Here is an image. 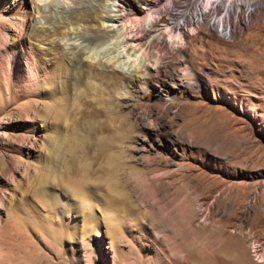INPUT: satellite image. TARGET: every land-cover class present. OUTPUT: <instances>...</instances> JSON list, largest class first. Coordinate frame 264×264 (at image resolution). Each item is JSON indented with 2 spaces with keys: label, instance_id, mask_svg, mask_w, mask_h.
Returning <instances> with one entry per match:
<instances>
[{
  "label": "rangeland",
  "instance_id": "1",
  "mask_svg": "<svg viewBox=\"0 0 264 264\" xmlns=\"http://www.w3.org/2000/svg\"><path fill=\"white\" fill-rule=\"evenodd\" d=\"M71 1L64 9L45 1L37 16L44 25L70 22L69 30L95 47L101 38L93 24L102 13L89 0ZM141 1L120 0V7L141 15ZM146 1L153 25L178 36L173 49L162 36L168 48L156 67L184 78L161 97L150 62L140 68L146 81L139 87L135 75L75 56L71 84L53 98L42 97L24 67L0 76V264H264V0H233L237 18L227 34L206 20L172 30L192 0ZM8 19L14 16L0 0V59L16 39ZM134 25L131 39H147ZM32 38L26 34L28 43ZM127 79L133 82L121 95ZM167 93L179 100L165 101ZM53 110L63 130L60 163L42 181L53 145L43 117ZM75 143L88 169L73 160ZM109 155L125 164L112 191ZM65 181L89 188L93 219L85 218L86 202L62 191ZM52 185L62 204L49 198Z\"/></svg>",
  "mask_w": 264,
  "mask_h": 264
},
{
  "label": "bare ground",
  "instance_id": "2",
  "mask_svg": "<svg viewBox=\"0 0 264 264\" xmlns=\"http://www.w3.org/2000/svg\"><path fill=\"white\" fill-rule=\"evenodd\" d=\"M1 1L2 8L8 9L12 16H14V19H8V22L14 24L17 31L15 33V42H13L14 44L12 45V48L9 50V52H7L8 55L6 53V57L0 59V76L4 75L6 76V78L8 76H11L12 71L14 70V67L16 65H19L20 68L24 67L25 73L29 78L27 79L34 84V87L37 90L42 91V97H45L47 95L53 98L58 94L60 96L64 92L63 90L66 89L68 84H71V71L75 68L74 66H72V58L75 56H79L80 62L90 60L91 62H95L97 64L103 65L104 67L109 68V70L117 68L121 72H126L127 74L133 76L135 75L136 77L134 79V82L136 81V83H139V87H143L146 81L144 79L145 71L140 70V68H144L145 64H149L148 62H150L151 64L149 65H152V68L155 70V73L153 72L154 75L160 77L159 84H157L158 88L156 90V96L158 97H161L163 92L168 89V84L170 82H182L180 78H184L182 73H180V71L174 68H165L163 70H158L156 67L159 61L161 60L160 55L162 53H159L160 50L162 48H168V46H161L160 42L163 38L162 36H170L168 40L170 41L168 43L170 49H173L178 46V36H176V34L174 35L173 33L169 34L168 32H166L168 31L167 28L164 29L153 25L154 19L152 17V14H150L151 6L146 0L141 1V4L144 5L145 9V11H143V14L141 15L140 13L138 14V12H136L132 8H121L120 6H122V2H120V0H89L92 4L97 5L98 11L102 13L99 15L94 12L96 14L97 21H95L93 27L94 29H96V32L100 35L101 38L99 39V44L95 45V47L91 46V43L88 42L87 39L80 37L77 31L69 30L72 29L69 25L70 22L61 21V23L56 26L50 25L49 23L44 25L42 23L41 17L37 16L41 10L43 11L45 7H47L45 1L53 2L55 8L56 6H60L59 4L61 3L64 9L66 5L68 6L70 0ZM192 1V7H186V9H182L181 11H179L176 15L177 18L170 22L172 30H174V28L178 29L180 26L190 21L199 22L206 20L208 23L211 24V26L215 30L219 31L220 33L222 32V34H225L233 25L232 21L237 18L235 15L236 13H232L234 11L231 5L233 0ZM199 1L203 2L200 3ZM245 1L249 2L247 3L248 5L254 4V6L255 4L257 5L259 2V0H256L254 2H252V0ZM169 5L170 4H168V6ZM205 5L208 6L207 10H209L210 12V16L208 19L202 18V16L204 15V9L206 8ZM218 5L223 8V12L221 14L216 15L214 13V10ZM126 10L128 11L126 12ZM20 12H23V14L19 15ZM126 13H130V19L128 21L124 20V17L128 15ZM42 14L43 13L39 15ZM228 16L231 17V21H229ZM73 22L77 23L79 27L82 25L81 23H79L80 19H76ZM27 23L29 25H27ZM131 24L136 25V27L138 28V32L147 33L148 38L144 41H133L130 36ZM27 33L33 36L32 43H28L26 41L25 37ZM6 37H8V34L6 35ZM5 41L7 42V39H5ZM42 61H44L46 69L41 72L40 66ZM186 75H188L189 80L190 73L187 72ZM132 82L133 80L127 79L125 85H122L121 88H124L126 90H119V92H121V95L123 93H128L127 90L130 89L129 85H131ZM133 87L137 86L134 84ZM163 99L165 101H176L179 100V97L172 93H167L165 98ZM48 105H51V103ZM51 115L52 116L48 115V117H46L45 115L43 117L45 118V120H47V130L51 138L50 140L52 141L50 142L53 143V145L52 150H49L44 156L45 158H43L42 166L44 172L41 176L42 181L47 178H50L53 175V172L56 168L55 165L60 160L59 155L57 154V148L59 146V141L63 134L62 123L60 121L61 117H59V115L54 112V110L51 112ZM74 142H76V140ZM75 144L73 145V148ZM80 146V144H76L75 148H72V156L74 158L73 160L76 161V164L78 166L84 167V169H88V164L85 162H81L83 156L80 154L78 155L79 152H84L82 148H79ZM120 159H118L117 156L109 155L108 162L109 167L111 169V174L108 172L109 174L107 179V187L111 191L112 189H115L116 186L115 172L117 168L125 165H122V163L119 161ZM109 167L107 168L109 169ZM86 175L87 173L85 171L82 174L83 180L88 179ZM61 186L63 189L65 188L62 191H70L71 193H68L76 195L79 197L80 200L86 202L85 205L86 210L88 209V214H85V218L93 219L94 214L92 208L93 205L96 203V198L91 196V191L89 190V188L86 187V185H84L83 183H71V181L68 183L66 182L67 188L65 186L63 187V185H60V187ZM56 189L57 188L53 187V185L47 186L46 188V190L48 191L47 194L51 201L59 205L63 203V199L61 198L59 192ZM117 192L119 194L122 193L119 191ZM119 197L122 196L119 195ZM83 198H86V200Z\"/></svg>",
  "mask_w": 264,
  "mask_h": 264
},
{
  "label": "built area",
  "instance_id": "3",
  "mask_svg": "<svg viewBox=\"0 0 264 264\" xmlns=\"http://www.w3.org/2000/svg\"><path fill=\"white\" fill-rule=\"evenodd\" d=\"M199 2L202 3L203 1H199ZM206 5H207V3H206ZM206 5H205V6H206ZM205 6H204V8H205ZM207 8H208V6H206V8L204 9V12H205V11L209 12V10H207ZM209 13H210V12H209ZM214 13H215V12H214ZM228 31H229V30H228ZM228 31H227L225 34H227ZM221 34H222V32H221Z\"/></svg>",
  "mask_w": 264,
  "mask_h": 264
}]
</instances>
